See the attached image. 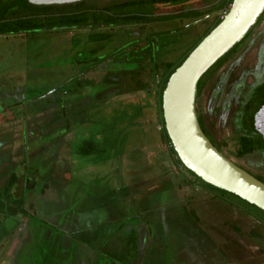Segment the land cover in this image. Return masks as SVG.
Returning a JSON list of instances; mask_svg holds the SVG:
<instances>
[{
  "label": "rangeland",
  "instance_id": "374dc122",
  "mask_svg": "<svg viewBox=\"0 0 264 264\" xmlns=\"http://www.w3.org/2000/svg\"><path fill=\"white\" fill-rule=\"evenodd\" d=\"M126 1L89 0L95 12L86 16L108 17L110 24L119 15L143 16L121 20L111 50L117 54L135 40L127 41L128 32L142 47L152 35L153 46L150 52H121L90 76L105 79L97 85L61 82L62 73L81 71L70 67L74 59L88 57L69 55L72 40L63 38L86 28L52 30L62 34L50 36L41 22L40 29L0 36V264H11V256H2L22 220L43 232L25 244L18 264H264V226L243 210L264 216L231 196L213 197L200 179L176 166L156 111L167 65L177 63L232 0H145L140 7L113 8ZM260 50L264 14L236 52L213 69L196 113L222 155L264 180L261 149L238 156L241 102L232 99L220 118L212 114L242 83L264 82ZM250 103L252 108L255 100ZM36 246L38 251L30 248Z\"/></svg>",
  "mask_w": 264,
  "mask_h": 264
},
{
  "label": "water",
  "instance_id": "95a60500",
  "mask_svg": "<svg viewBox=\"0 0 264 264\" xmlns=\"http://www.w3.org/2000/svg\"><path fill=\"white\" fill-rule=\"evenodd\" d=\"M37 6L65 5L83 0H27ZM264 14V0H233L227 13L182 64L162 90V119L177 158L203 183L231 194L264 212V183L234 164L205 136L196 113L197 84L222 57L239 45ZM259 120L262 121L261 129ZM264 139V105L254 120Z\"/></svg>",
  "mask_w": 264,
  "mask_h": 264
},
{
  "label": "flooded vegetation",
  "instance_id": "af4514ba",
  "mask_svg": "<svg viewBox=\"0 0 264 264\" xmlns=\"http://www.w3.org/2000/svg\"><path fill=\"white\" fill-rule=\"evenodd\" d=\"M88 2H89V0H86L87 7H89V10L87 11V13L95 12L94 9H92L88 5V4H90ZM93 2H94V0H93ZM152 2H153V0H152ZM177 2H179V1H177ZM181 2H183V1H181ZM167 3H168L167 0H158L157 3L153 2L152 4L153 5H158V4L159 5L160 4L167 5ZM144 4H145V0H131V1H126L124 3L119 2L117 5L113 6V8H117V10L121 11V7L128 9L129 7H136V6L140 7V6L144 5ZM105 8H107V6L103 7L102 10L104 11ZM123 16H135V15L129 14V15H123ZM39 17H40V19L43 20V16H39ZM22 18L24 19V18H28V17H22ZM117 18L119 20L116 23L110 24L111 22H109L110 19H108V17L104 18V17H99V16H96V15H92V17L89 18L88 16H86V21H85L84 24L74 25V26L70 27L71 29H75V30L76 29H80V28H82V29L86 28L87 31L85 32V34H81L79 32H71V33L68 34L69 37L63 38V40H65V39H71L72 40V43L70 44V46H72V48L71 47H66L67 48V52H70L69 55H71V53H73V51H76L77 54H80V56H81V54H83V56L87 55L88 57L87 58H83L82 57L79 60L78 59H74V61L70 63V67L71 68L75 69L76 66H79L81 68V71L80 72H75V74L73 76H67V77H66V75L63 76V73H62L61 74V76L63 77L62 80H61V82L63 84L62 86H66L67 87V86H73L74 85V86H78L79 87L80 84L84 85V86L97 85L98 83L105 81V79L102 78L101 81H96V80L90 79V76L93 73H98V74L102 73L104 68H106L107 65L110 62L111 63L115 62V59L118 58V55L121 52L125 51V52H128L130 54H133L136 51H141L142 52L144 47H145L144 48L145 50L150 52V50H151L150 48H152V46H153L152 42H153V39H154V37L152 35H150V34L146 35L145 39H146L147 42L144 45V47H142V46H139L140 41H138L137 38L134 37L133 33H129V32L127 33L128 37H129V39H127V41H129L130 39H133V38H135V40H133V41H131L129 43H126V45H124L122 48L120 47L118 50H116V51H119L117 54L114 53L115 52L114 51L115 48L113 50H111V47H112L111 44L114 41L113 39H115V35L118 34V33L121 34L119 31L117 33L112 34L113 31H115V30H121V15H119V17H117ZM217 18H219V17H217ZM10 19L11 18L8 17L6 19H3L2 22H9ZM17 19H19V18H14V20H17ZM124 23L128 24L127 22H124ZM130 23H132V22H130ZM63 28H68V27L42 28V30L45 32L43 34L57 35V34H62V33H59V32H52L51 33L50 31L63 29ZM46 29H49V30H46ZM106 30L108 32H106ZM109 30H111V31L109 32ZM20 33H21L20 31L19 32H5V33H1L0 36H5V35L6 36L7 35H9V36H14L15 35L16 36V35H18ZM134 34H135V32H134ZM50 36H52V35H50ZM245 39H247V38H245ZM74 41H76V43ZM83 41H86V43H85L86 47H82V49H78L79 48L78 46L81 45V43ZM59 43H60V46L64 47V44L62 43V41L61 42L59 41ZM241 45H242V43L240 44V46ZM236 50L234 52H232L230 55L235 53ZM260 53L263 54L264 50L263 51L260 50L259 54ZM151 54L152 53H150V55ZM230 55H228V56H230ZM228 56L225 57L221 63H219L218 65L214 66L209 72H207L205 74L206 76L205 77L203 76L204 79H202L203 77L201 78V80L199 81V84L197 86V98L202 94L207 82H209L213 69L218 67L219 65H222L224 63V61L228 58ZM74 71H77V70L75 69ZM258 72H259V70H258ZM242 84L240 85V87L236 88L234 90V92L232 91L233 95L231 94V97L228 100L229 103H226L224 105V109L221 110L220 107H217V108L215 107L216 109L214 108V111L212 112V114L214 116L221 115L220 112L224 111L225 108L230 105V103L232 102L231 101L232 99H234L237 103H239L237 101V100H239L241 102V105L239 104L240 105L239 106L240 107V111L238 112V115L236 117L237 118L236 119V123L238 124V127L240 128V132L243 133L242 136H244V135H250L251 134V133L249 134L248 131H247L248 130L247 121L250 122L251 118L264 105V82L258 83L257 85H255L253 87H248V85H247V87H245V84L242 87ZM240 88H241V90H242V88L245 89V90L239 92ZM215 89L218 90V85L215 86ZM55 91L57 92V88L55 89ZM217 95H219V94H217ZM254 100H255V103H253L252 108H251V104L252 103H250V101L253 102ZM197 116H198V118L201 121V127H202L201 130L203 131L205 136H206L207 132L210 135V132L208 131V129H207L206 125H205L204 116H202V115H197ZM219 118H220V116H219ZM254 133L259 134L258 132H254ZM213 146H214V144H213ZM167 150H168V147H167ZM217 150L220 151L219 148H217ZM168 152H169V150H168ZM169 155H170V153H169ZM170 158H172L171 155H170ZM172 161H173V163H176L175 162V158ZM182 166H179V167H181L183 169L184 166L183 167ZM255 178H257L258 180H260V181H262L264 183V180L262 178L256 177V176H255ZM200 182H201V180H200ZM45 186H47V185H44L43 188ZM199 186H200V188H202L205 191H207L209 194H212L213 197L217 196L214 192H210V191L206 190L203 185H199ZM124 187L127 188L126 185H124ZM42 190L43 189L41 188V192H44ZM243 211H246L247 214L250 215L249 212L246 209L243 210ZM25 216H27V215H25ZM27 218H28V216H27ZM46 218L47 217H45L43 219L46 221ZM28 222H29V220L27 221V224L25 226L24 223H23V220L21 221L20 225L16 228L17 229V233H19V234H17L16 239L14 237L11 239L10 244H9V249L3 255L4 257L2 256V258H6V259H8L11 256V260H12L11 264H18L19 254H20L21 250L24 248L25 244L30 245L31 244V240L34 241V238L37 237V234L40 236V234L43 232V229L42 230L41 229H37V230L32 231V229H30V225H28ZM34 232H35V234H34ZM12 245H14V246H12ZM262 247H264V246H262ZM30 248L38 251V247L37 246L36 247H30ZM10 249H12L11 253L8 252ZM244 262H245V260H244ZM244 262H243V264H246Z\"/></svg>",
  "mask_w": 264,
  "mask_h": 264
},
{
  "label": "trees",
  "instance_id": "16d2710c",
  "mask_svg": "<svg viewBox=\"0 0 264 264\" xmlns=\"http://www.w3.org/2000/svg\"><path fill=\"white\" fill-rule=\"evenodd\" d=\"M171 1L177 2V1H182V0H171ZM231 3H230V5H231ZM88 10H89V7H87L86 0L76 2V3H72V4L46 5V6L33 5V4H30L27 0H0V34L5 33V32H19V31H28V30L33 31L36 29H40L42 26L41 22H43V25L48 26V27L43 26L42 28H53V27H68V28H70L71 26H74V25L84 24L86 21V14H87ZM39 16H43V20L40 19ZM8 17L11 18L9 20V22H2L3 19H6ZM22 17H28V18L23 19ZM141 17H143V16H139V15L123 16V17H121V20H123L125 22H129V21H137L138 22V21H140V19H143ZM14 18H19V19L14 20ZM220 20H221L220 17L217 18L216 21L212 24V26L206 31L204 36H206L210 32V30H212L220 22ZM204 36L200 37L198 39V41L195 43V45L192 48H190L177 63L167 65L166 73L163 76V78L161 79L160 84H159V90L155 94L156 95V111H157V114L159 117L161 138H162L164 145H166L168 147V150H169L171 157L175 158V162H176L175 165L176 166H178V165L182 166V164L179 161V159L177 158L175 151L171 147V144H170V142L167 138L166 132H165L164 123H163V119H162L161 94H162V90L164 89L165 84H166L169 76L174 72V70L177 67H179L182 64V62L186 59L188 54L198 45V43L203 39ZM240 44L237 45L234 49H232L229 53H227L224 57H222L219 61H217L207 72H209L214 66L221 63L225 57H227L232 52H234L240 46ZM198 84H199V82H198ZM198 84H197V86H198ZM256 114L251 118L250 122L247 121V123H248V125H247L248 130L247 131L249 134L250 133L251 134L250 135H244L240 138V141H239L240 148L238 150V156H245V155L252 154L256 149L257 150L261 149L260 151L262 153H264V139L261 135L254 133V132H256V131H254L255 130L254 129V120H255ZM198 121H199V124L201 127V121L199 118H198ZM185 170H187V169H185ZM189 173L193 177H195L191 172H189ZM195 178L198 179L197 177H195ZM202 184L204 185V188L206 190H208L210 192H214L216 195H220L222 197L231 196V197L241 201L245 205L250 206L251 208L259 211L261 213V215L264 216V212H262V211L256 209L255 207L247 204L246 202L240 200L239 198H237L231 194H228L226 192H223L219 189H216V188H214L208 184H205L203 182H202ZM248 212L251 216H253L258 222H260L264 226V220L262 218H260L258 215L252 213L249 210H248Z\"/></svg>",
  "mask_w": 264,
  "mask_h": 264
},
{
  "label": "crops",
  "instance_id": "0c3cea01",
  "mask_svg": "<svg viewBox=\"0 0 264 264\" xmlns=\"http://www.w3.org/2000/svg\"><path fill=\"white\" fill-rule=\"evenodd\" d=\"M262 226H263V225H262ZM211 232H212V233L214 232V234H212V235H214V237L216 238V232H215L214 230H212ZM58 260H60V258H57V259H56V261H58ZM83 263H84V264H89V260H88V259H86V260L82 259L81 262L78 263V264H83Z\"/></svg>",
  "mask_w": 264,
  "mask_h": 264
},
{
  "label": "bare ground",
  "instance_id": "6f19581e",
  "mask_svg": "<svg viewBox=\"0 0 264 264\" xmlns=\"http://www.w3.org/2000/svg\"><path fill=\"white\" fill-rule=\"evenodd\" d=\"M261 124H262V121L259 120V128L261 129Z\"/></svg>",
  "mask_w": 264,
  "mask_h": 264
},
{
  "label": "built area",
  "instance_id": "2783aa9c",
  "mask_svg": "<svg viewBox=\"0 0 264 264\" xmlns=\"http://www.w3.org/2000/svg\"><path fill=\"white\" fill-rule=\"evenodd\" d=\"M227 12H224L221 16H220V19H222V17L226 14Z\"/></svg>",
  "mask_w": 264,
  "mask_h": 264
}]
</instances>
